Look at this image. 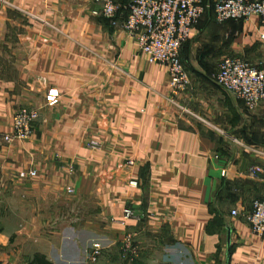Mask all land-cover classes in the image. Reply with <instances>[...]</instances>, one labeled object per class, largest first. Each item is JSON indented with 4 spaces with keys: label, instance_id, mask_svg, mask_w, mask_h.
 I'll list each match as a JSON object with an SVG mask.
<instances>
[{
    "label": "crops",
    "instance_id": "crops-1",
    "mask_svg": "<svg viewBox=\"0 0 264 264\" xmlns=\"http://www.w3.org/2000/svg\"><path fill=\"white\" fill-rule=\"evenodd\" d=\"M100 4L0 0V264H89L93 244L92 264H180L182 249L192 264H264L244 218L264 198V100L248 110L210 81L225 56L264 69L258 17L204 9L179 51L183 113L165 100L166 68L92 13ZM18 107L37 109L31 136L6 142ZM123 208L144 216L120 224Z\"/></svg>",
    "mask_w": 264,
    "mask_h": 264
},
{
    "label": "built area",
    "instance_id": "built-area-1",
    "mask_svg": "<svg viewBox=\"0 0 264 264\" xmlns=\"http://www.w3.org/2000/svg\"><path fill=\"white\" fill-rule=\"evenodd\" d=\"M99 10L93 11L104 18L110 19V24L132 37L136 50L147 63H155L166 68L168 75V96L165 100L180 112H186L178 104L176 97L183 93L189 79L180 60L178 51L181 44L188 39L191 28L202 16L205 8H210L213 19L217 23L227 20H246L256 15L264 28V0H214L210 5H204L201 0H129L121 4L119 0H99ZM122 13H125L122 15ZM122 15L121 18H118ZM264 37V31L259 35ZM210 81L226 93L240 99L248 110L264 100V69L238 58L225 56L217 64L216 72ZM58 93L54 88H48L44 94V102L50 106L57 102ZM35 108L18 107L11 115V132L3 135L6 142L25 141L32 133V123L37 117ZM91 150H99L97 140L87 143ZM126 165L134 164L132 159L125 160ZM68 173L72 172V163L67 165ZM36 175L34 169L19 171V178H32ZM128 187H137V181L131 179ZM65 192L71 189L65 187ZM234 209L230 215H235ZM144 215H136L130 209L123 208L119 219L124 224L129 219L141 220ZM245 221L256 236L264 235V198L254 199L250 210L245 215ZM99 245L93 244L87 257L93 261L99 251Z\"/></svg>",
    "mask_w": 264,
    "mask_h": 264
},
{
    "label": "rangeland",
    "instance_id": "rangeland-1",
    "mask_svg": "<svg viewBox=\"0 0 264 264\" xmlns=\"http://www.w3.org/2000/svg\"><path fill=\"white\" fill-rule=\"evenodd\" d=\"M212 84H214V83H212ZM227 95H229V96H231V97H234V96H232V95H230V94H228L227 93ZM235 98V97H234ZM183 113H185V112H183ZM72 172H73V167H72ZM71 172V173H72ZM65 190V189H64ZM65 192V191H64ZM66 193V192H65ZM79 215H81V214H78V212L75 210V209H73L72 211H71V213H70V215H69V218L70 219H75V218H78L79 217ZM180 264H192L191 263V261H190V257L188 256V254L182 249L181 250V253H180ZM92 261H90L89 262V264H92L91 263Z\"/></svg>",
    "mask_w": 264,
    "mask_h": 264
},
{
    "label": "trees",
    "instance_id": "trees-1",
    "mask_svg": "<svg viewBox=\"0 0 264 264\" xmlns=\"http://www.w3.org/2000/svg\"><path fill=\"white\" fill-rule=\"evenodd\" d=\"M127 2H129V0L127 1ZM127 2H125L124 4H126ZM212 3V2H211ZM210 3V4H211ZM209 4V5H210ZM209 10H211L210 8H209ZM187 40V39H186ZM186 40L181 44V46H183L184 44H185V42H186ZM181 46H180V48H181ZM180 48H179V51H180ZM179 51H178V54H179ZM180 56V55H179ZM180 60H181V62H182V64H183V61H182V58L180 57ZM38 259V256L37 255H35L34 256V260H37ZM159 264H168V263H159Z\"/></svg>",
    "mask_w": 264,
    "mask_h": 264
}]
</instances>
